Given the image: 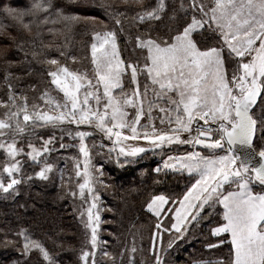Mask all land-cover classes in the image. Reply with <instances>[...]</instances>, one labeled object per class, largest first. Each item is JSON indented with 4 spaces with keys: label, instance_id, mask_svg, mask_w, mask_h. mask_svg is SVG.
Listing matches in <instances>:
<instances>
[{
    "label": "snow or ice",
    "instance_id": "obj_1",
    "mask_svg": "<svg viewBox=\"0 0 264 264\" xmlns=\"http://www.w3.org/2000/svg\"><path fill=\"white\" fill-rule=\"evenodd\" d=\"M92 7L103 9L123 29L119 17L125 13L118 9L110 12L114 5L101 2ZM167 10L165 0H157L151 10L137 13L133 20L139 24L160 21ZM171 12V19L176 21L174 28L154 36V29L149 26L135 36L134 51L140 50L135 59L121 57L115 31L95 33V42L91 44L92 76L70 70L57 59L46 61L54 66L47 75L51 85L62 93V101L47 91L41 99L46 106L54 105L52 111L57 114L37 112L35 105L30 112L27 96L20 97L8 83L7 99L0 101V108L5 109L0 118V154L3 155L0 192L9 194L22 183V179L17 178L22 173L21 157L42 165L36 173L42 180H47L53 171L45 154L53 151L49 145L54 143L55 137L47 140L40 137L43 143L38 148L31 139L37 127L55 128L65 122L94 127L109 140L115 137L113 144L121 145L119 155L125 157H136L165 144L199 146L210 155L194 150L185 156H170L163 165L164 169L186 170L189 175L195 173L199 177L182 198L160 194L146 205V211L156 217L151 247L154 264H168L164 257L179 241L186 239L185 233L190 231L188 225L197 222L207 208L216 205L223 211L221 222L211 229V234L214 237L227 234L230 239L221 238L219 244H210L208 248L230 244L229 258L213 261L189 253L185 264H264V0H190L188 6L180 0L178 5L173 4ZM79 19L81 17L66 15L65 9L53 0H33L25 9L0 0V28L5 38L14 42L17 38L10 36L13 27L19 26L30 33L34 25L67 24ZM181 19L183 23L179 22ZM196 34L202 37L203 46L201 40L195 39ZM17 49L24 51L23 43L18 44ZM2 59L11 66L7 50ZM11 75L6 69L5 82ZM141 77L145 81L143 86ZM128 108L134 109L132 119H129ZM145 108L149 120L153 110L158 108L163 114L160 123L164 125L167 121V127L158 130L152 124L151 130L141 136L138 126L145 116ZM143 127L147 129L149 125ZM122 129H129L131 135L122 136L119 131ZM89 135L85 131L75 133L81 142L79 151L85 157L83 171L79 163L75 167L76 177L83 181H77L79 194L84 198L87 191L91 199L85 226L91 230L93 249L83 251L79 260L88 264L92 256V264H96L101 216L100 196L94 185H104V172L102 166L91 164L84 144ZM141 138L151 147L123 146V141ZM160 170L158 167L155 171ZM172 231L177 236L170 239L165 248L162 233ZM15 235L17 241L6 242V247L12 244L20 258L12 260L11 264H32L33 253L38 254L37 264L40 260L60 264L45 243L34 239L27 230ZM157 239L161 240L159 251ZM52 243L55 245V240ZM131 251L129 264H135L136 249Z\"/></svg>",
    "mask_w": 264,
    "mask_h": 264
},
{
    "label": "rangeland",
    "instance_id": "obj_2",
    "mask_svg": "<svg viewBox=\"0 0 264 264\" xmlns=\"http://www.w3.org/2000/svg\"><path fill=\"white\" fill-rule=\"evenodd\" d=\"M137 6L133 10H126L124 8H119V5L125 2V0H111V3H106L103 0H87L86 7L90 10L97 11L99 18L91 21L92 24L86 28L84 31L83 38L79 39L77 37H71L67 41L62 43H54L50 41H45L40 35L37 34L36 29L31 33L33 36L23 38L20 43L24 45V51H19V58L16 59L12 67H17L19 69L11 72V76L8 82H5L4 76L6 71L1 76V82L5 84L0 87V101L6 100L8 95V83H11L13 88L16 90L20 97L27 96L29 111H32V106H36L37 112L48 111L50 115L57 114L53 112L52 106H46L45 101L41 99L44 92L55 99L62 101V93H59L54 85H51V78L47 75L48 71L54 66L49 65L46 61L50 59H57L61 64L67 66L70 70L78 71L81 73H87L89 76L93 75L92 65H91V44L95 42L93 36L95 33L99 32L103 34L108 31H115L117 33V45L120 50V55L123 59L129 60L135 59L140 50L135 49V36L143 33L149 26H151L154 31L152 35L164 34L169 28H174L176 21L172 20L171 8L173 4H179L180 0H165L168 5V10L163 14V18L160 21L146 22L145 24H139L134 22L133 17L139 12L145 10H151L157 3V0H151L147 2L146 0H135ZM101 2L106 4H111L112 2L117 5L109 11H115L118 9L120 12L125 13L124 16L119 17L122 21L123 29L119 25H116L115 19L111 18L105 11L98 7H92L93 4H100ZM190 0H184L185 6H188ZM147 5L144 9L143 7ZM181 16L183 14L181 13ZM190 19V15L188 17ZM183 23V19L179 21ZM37 34V35H35ZM32 38H37L39 41L30 40ZM195 39L201 40L202 37L199 34L195 35ZM40 43L42 46H40ZM211 43V41H209ZM203 46V41H202ZM8 49V46L0 45V54ZM18 51L17 47H15ZM61 52L64 55L61 56ZM25 53L27 56L25 57ZM35 54V55H34ZM73 57L75 59H73ZM23 61V63H19ZM19 77L20 79H17ZM141 85L145 83L144 78L141 77ZM127 84V80L125 81ZM126 91L129 89L126 88ZM20 101L18 100V103ZM5 109L0 108V118H3ZM129 119L134 117V109L128 108ZM163 116L157 109L152 112V119L147 118V108H145V116L141 120V125L138 126V131L141 136L143 132L151 130V125L155 124L156 128L165 129L167 127V121L162 125L160 123V118ZM22 120V116H21ZM39 123V122H38ZM202 123V122H201ZM143 125H149L147 129ZM77 131H85L90 133L89 136L85 137L84 144L89 153L91 159V164L96 167L103 168L104 176L102 177L104 185L95 184L94 187L97 190V194L100 196V201L98 207L100 209L99 215L101 216V222L98 229V245L95 250V260L96 264H129V259L133 255L132 249L135 248L136 252L134 254L135 263L146 261L147 264H154L151 247H152V234L155 232L156 217L152 216L150 212L146 211V205L155 195L164 194L166 196H179L182 198V194L195 182V179L199 178L195 173L189 175L185 170L183 172L175 171L171 169H164L163 165L168 158L171 157H181L187 155L191 151H200L204 155H210L207 149H201L199 146L193 148L190 145H180V144H165L161 148H155L148 150L144 153L138 154L136 157H125L119 155V147L121 145H114L112 140H109L104 133L90 127L88 125H75L65 122L63 125L58 127L44 126L35 128V135L31 137L33 142L39 148L43 143V140H47L49 137H55L54 143L49 145L53 151L46 153L45 158L49 164L52 165L53 171L48 174L47 180L40 179L36 173L40 171L42 165L36 164L27 157H21L23 162L22 173L17 177L22 179V183L18 185L15 191L9 194H4L0 192V254L8 257L6 253L12 254V257L8 258V262L19 259L18 253L14 250L12 244H8L6 247V242L17 241L18 237L15 235L21 230H27L34 239H40L39 231L34 226L33 222H29L28 226L25 224H18L19 216L21 214L29 215V211L34 209V200L39 199L42 204L53 202L64 204V207H68L71 211V218L73 219L77 228L80 231V243L76 246L74 250H68L67 255L68 261L63 260V255L60 254L57 260L60 264H83L79 260V256L83 251L92 252L93 249L90 244L91 230L86 228L87 222V208L91 203L90 197H88L87 191H85L84 198H81L79 194V189L77 181L83 182L82 179L76 177V164H80V170L83 171L85 157L80 153V140L75 137ZM122 136H130L131 132L129 129H122ZM71 133V136L69 135ZM185 136L187 134H184ZM195 135V133H193ZM43 138V140L40 139ZM64 144L65 147L61 148L60 145ZM123 146L132 147H144L150 148L148 143L141 139L137 140H127L123 141ZM114 151H110L112 149ZM119 160V163L117 162ZM3 155L0 154V164H2ZM175 161H173L174 163ZM160 168V172H156L157 168ZM110 170H117V174L113 177L110 174ZM129 170L135 171L136 175L133 178H128L126 176L121 179L125 181L123 193L125 191L136 200L138 197V191L142 192L148 185L145 197L140 198L138 203L139 214L135 216L133 223L120 226L115 224L116 213L114 208L109 211L107 207V202H104L107 196L110 198L109 202L115 203L113 196V187L117 184L118 178H120L124 172L127 173ZM140 171V172H139ZM63 175V179L61 176ZM121 175V176H120ZM31 177V179H29ZM5 184L8 182V177L3 176ZM113 180V181H112ZM120 182H123V181ZM139 180H143L139 182ZM126 185V186H125ZM156 186V187H155ZM146 190V189H145ZM108 191V192H107ZM72 192L76 195L73 196ZM107 192V193H105ZM178 206V205H176ZM116 207V206H115ZM128 209L122 211V217L127 216ZM96 210H94L95 212ZM223 209L221 206L216 205L212 208H207L202 214L201 218L197 222H192L188 225L190 231L185 233L186 239L178 242V246H175L170 250L169 254L164 257L168 264H185V260L189 253H194L197 258H204L207 260L219 261L227 260L229 258L230 244H222L217 248L209 249L210 244H219L221 238L230 239L227 234H221V236L214 237L211 234V229L218 226L221 222L220 213ZM83 213V217L81 214ZM110 216V217H109ZM168 222L167 218H164ZM174 222V221H172ZM134 224V225H133ZM169 229L171 228V223H168ZM115 228L119 230L116 231ZM125 230L132 232L129 238L119 242V237L116 232H124ZM106 236V238H105ZM177 234L172 231L162 233V244L163 247L167 248L169 240L175 239ZM107 239L108 243L104 244L103 241ZM115 244L118 249H115ZM161 246V240L157 239L156 248L159 251ZM107 252L108 255H104ZM2 257H0L1 259ZM38 258L37 253L32 254V260ZM175 258L177 261H175ZM93 257L89 256L88 264H92ZM180 262V263H177ZM46 264V262H45Z\"/></svg>",
    "mask_w": 264,
    "mask_h": 264
},
{
    "label": "trees",
    "instance_id": "obj_3",
    "mask_svg": "<svg viewBox=\"0 0 264 264\" xmlns=\"http://www.w3.org/2000/svg\"><path fill=\"white\" fill-rule=\"evenodd\" d=\"M87 0H53V3L58 5L59 7H62L65 9V14L70 16H78L81 17L78 21L69 22L67 24L65 23H58V24H51L48 25L40 24L39 27L33 26L32 31L36 29L37 34L40 35L45 41H50L54 43L55 41L57 43H62L63 41H67L71 37H77L79 39L83 38V33L86 30L88 26L92 24L91 21L87 20H93V19H87L82 20L84 17H94V19L99 18V14H97V11L90 10L86 6ZM99 1V0H98ZM106 3H111V0H103ZM122 1V0H120ZM147 2H150L151 0H146ZM5 3L10 4L13 7H16L18 9H25L29 7L33 0H4ZM112 5L117 7L116 4L112 2ZM137 6L135 0H125L122 4L119 5V8H124L126 10H133ZM145 5L143 9L146 7ZM114 7V8H115ZM113 8V10H114ZM49 29H52V31H49ZM31 31V32H32ZM24 31L22 28L13 27L10 29V36L16 37V41L14 42L10 38H5L6 34L3 33L2 28H0V45H6L8 46V59L11 62H14L16 59L19 58L20 54L19 51H16L15 47H17L18 44H20V40H23V38H27L30 36H33L32 33ZM35 34V35H37ZM30 40L39 41L37 38H32ZM40 46L41 43H40ZM3 52L0 54V87L3 86L5 83L1 82V76L3 73L11 69L17 70L19 68L9 66L3 59ZM140 172V171H139ZM110 174L112 177L117 174V170H110ZM126 176V180L130 182L128 178H133V175L135 176V171L129 170L127 173L124 172V174L116 179L117 184L114 185L113 191L111 193H114V196L112 199L116 201L115 203L109 202L110 198L107 196L104 202H107V207L109 209H113L116 213V216L118 218H115V224L120 226L123 222V225L127 226V224L133 223L135 220V216L139 214L138 209V203L140 202V198H144L146 195V191L148 187L152 186L148 185L142 192L138 191V197L136 200H134L127 191L123 193L125 181H123L121 178ZM123 182H120V181ZM113 181V180H112ZM143 180H139V182H142ZM126 186V185H125ZM153 187V186H152ZM156 187V186H155ZM108 192V191H107ZM105 192V193H107ZM34 209L33 211H29V215L27 214H21L19 216V222L18 224H25V226L29 224V222H33L34 226L38 229L40 240H42L45 245L49 248V250L55 255L56 259L60 254L63 255V260L68 261V250H75L76 246L80 243V231L79 228L75 225L73 219L71 218V211L68 209V207H64L63 203H55V199L48 203L42 204V202L39 199H36L33 201ZM116 206V207H115ZM128 214L125 217H122V211L128 209ZM110 217V216H109ZM134 225V224H133ZM116 231L119 230L118 228H115ZM119 237V242H123L126 238H129V235L132 234V232L125 230L124 232H116ZM106 238V236H105ZM55 240L56 244L54 245L52 241ZM105 241H108L105 239ZM115 249H118V246L115 244ZM8 257L1 255L2 257L0 259V264H10L8 262V258L12 257V254H8ZM38 258H35L32 260V264H37ZM175 261L176 258H175ZM180 263V262H177ZM40 264H45L44 261L40 260ZM135 264H140V262H136Z\"/></svg>",
    "mask_w": 264,
    "mask_h": 264
}]
</instances>
